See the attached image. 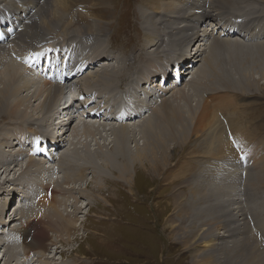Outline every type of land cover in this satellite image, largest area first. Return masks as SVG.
Here are the masks:
<instances>
[{
	"label": "rangeland",
	"instance_id": "1",
	"mask_svg": "<svg viewBox=\"0 0 264 264\" xmlns=\"http://www.w3.org/2000/svg\"><path fill=\"white\" fill-rule=\"evenodd\" d=\"M154 1H158L159 6H164L160 9L154 5ZM194 1L195 0H104V3L107 4L109 9L103 22L105 29L95 30L90 35L86 36L76 34L73 30L79 26L84 27L95 25L94 23L97 16L95 17L94 10H97V8H95L93 4L94 2H98V0H78L68 6L69 11L62 15V18H60V16L58 18L59 20L57 19L59 27L54 30L51 29L52 27L47 28L46 30L43 29L42 32H39L36 35L38 41L37 46H35L34 49L32 48L23 53L22 56L18 55L19 57L17 56L18 52H13L14 46L8 40L15 36L17 33L15 32L16 27H18V25H20L19 30L21 29V20H18V17L23 15V11L21 10H27V2L26 0L24 1L25 3L23 0H17L16 7H7L13 12L14 16L11 18L13 25L9 28V31L6 32L2 45L9 48L8 51L10 53V58L15 61L17 60L16 62L18 64L25 67V69L29 70L32 74L36 72L35 69L37 65L35 68H31L27 63L25 64V61L33 60L36 56H38L37 60L42 62V65L37 67L38 71H46L53 75H55V73H68V77L63 86L68 85L69 87H66L70 89L78 87L84 92H89L91 94V100L94 97L92 105L88 107V114H90L91 110H96L93 109L95 107V102L100 101L103 102L102 106L106 113H110L109 115H111L113 119H118L120 111L126 105L125 102L127 99L128 107L131 108V111H137L139 104H143L144 109L142 108L141 114H134V118H132L136 124H139L142 120L148 119V115L152 114L159 103L161 101L163 102L165 98H169L172 93L177 90L180 92L174 97L176 98V100H174L176 102H170V104H168L170 107L175 106V103L180 101L179 98L181 93V96L184 94L186 95L189 90V93H191L189 102H195L196 99L201 101L203 99L208 104H217L215 115L221 124L223 137L228 141L230 147H234V150L238 154L233 156L234 159L236 158L233 161V165H228L226 163L228 159L226 160L225 156L227 155L222 157H216L213 155L210 157L206 153L207 143L205 134L208 131H204V133L200 131L198 132V136L191 135L189 138L187 137L186 143H183V146L180 148H172L171 146L170 149L169 147L167 151L170 156V158L168 157V164L171 167L168 166L160 176L157 175L155 178V176L149 174L148 171H141V168L135 167L136 170L134 174L131 175L132 182L130 183V188L124 187L121 185V182H118L117 180V184L114 186L110 184L105 186L102 183L104 180H99L101 177H110L112 174L110 171L111 166L107 167L106 171L103 172L101 170L94 171L92 169H89V171L86 172L88 168H83L82 172L85 173L83 181L88 182L90 179L97 177L102 189L104 187L106 189L99 193L94 188V184L90 183L85 185V183L82 182L73 186L82 188L86 187L83 189V194H80V191L75 194V190H73L72 195L66 194L59 196V198L65 200L67 204L66 207L60 205H58V207L64 216H67L66 218L70 223L68 229L70 230H68V234H63L62 236L56 234V232L48 233V237L43 242L45 249L42 251L44 255H46L45 258L47 259L45 262L48 264H197L196 260L195 262L193 261V256L197 252H200V250L196 251L197 248L192 249L190 247H185L182 241L179 240V236L175 232L176 230L172 229V231H170L169 227H166L171 225L172 227L176 226L177 229L179 226L180 230H184V238L186 240H191L194 231L200 227V224L203 225L204 229H207V227L210 228L213 223V216L210 217V211L207 206L197 205L198 200L195 202L191 200L186 185V180L188 178L189 180H196V183L194 182L195 186L193 185L196 188H198L197 185L199 184L203 187L206 186L207 194H211L212 196L216 195V197L221 199V202H219L220 205L224 203V206L227 207L228 205L230 207H242V210H244L243 212L245 213L242 217H246L245 220L247 224H249L252 236L255 238L256 235L257 242L260 243L259 248L263 249H261V252L264 251V235L258 228L260 227L258 221L264 219V176L258 173H251L255 169L261 171L264 170V139L258 142L246 141L245 143L243 141L245 140L243 132H250L249 136L255 137V139L260 135H263L264 137V38L259 39L260 41H257L258 39L254 41V43L260 42L258 43L260 45L250 46V44H242V41H244L241 37L242 33L239 37L238 35H229L228 33H224V31L219 32L215 30L223 20L226 21V23L225 25L223 24V26H220L219 29L221 27L228 29L232 23V18H234L233 20H239V17H242L240 19L245 20V23L242 22L238 24L240 32H244L249 27L252 29L257 27V29L264 31V21L261 22V20L264 19V14L259 11L264 7V3L260 0H242L233 5L231 3L227 8L228 10L226 9L222 12L217 11L224 15L222 17L221 14L213 12V8L208 3L210 0H201L202 2ZM168 4H171L173 9H177L178 5L183 4L181 5L182 9L179 8L181 11L188 10V14L195 9V13L204 10L207 13L212 12V14L209 19L202 18L198 21L192 22L191 28L189 27L190 31L185 30L187 40L184 44L176 42L175 38L173 39L170 34L177 24L171 27L170 20L166 24H163L166 25V27L164 28V26H162L161 28L162 36H160V40L162 39V42L161 47H159L158 50L159 54L156 55L153 54L155 48L148 43L152 38L146 34V26L148 25L145 24V20L148 17H152L154 20L158 19V16L161 15L157 14L164 13V9L168 12ZM10 5L12 6V4ZM250 9H254V13ZM0 11H6L5 3H0ZM244 11L251 16H247L243 13ZM155 12L157 13L156 15H154ZM175 13L176 12H173V14H171L170 12L168 13V16L175 15ZM163 16H165V14H163ZM243 17L245 19H243ZM160 23L163 22L156 23L155 21L154 27L156 26L157 28ZM166 31H168L167 34H163ZM202 31L207 32L209 35L202 38L203 42L200 44L202 46H200V48L198 47L200 51L196 56L192 55V53L195 54V51L197 50L196 46L193 47L191 43L192 40H194L193 36L198 33L203 37L204 33L202 34ZM219 38L221 39L219 48L211 49V46L208 45L209 42L211 43L212 39ZM168 40H170L169 44H167ZM69 46L72 48L70 49ZM167 48H170L171 51H168ZM183 53L192 58L195 56L194 59L196 58V60L193 61V66L191 65L193 68L190 69L193 73L192 71L187 72L184 67H181L182 75L175 80L177 83L174 84L172 77H176L177 73H173V75L169 73L170 67L169 69L166 68V64L171 66L174 59H178L177 64H181L183 61V59H181ZM50 54H53V56H50ZM20 58H23V60H19ZM98 60L102 61L95 62ZM122 60L127 62L125 68L119 66V64L123 63ZM115 61L116 64H114ZM205 64L206 67L209 66L210 69L213 67V71L210 72V69L206 72L201 71V68ZM239 66H242V68L240 69ZM103 68L114 72V81L111 82L108 87L101 85V87H99L98 85L92 88H86L83 84L84 81L82 80L88 76L89 73H100ZM174 68L175 67H173L172 71H176ZM247 72L256 77L257 81L259 80V85H256L255 87L254 84L250 88L244 86L243 88L249 91H246L245 93H235L234 86L232 85L240 79V73H246L247 76ZM188 74H191V76ZM41 76L44 78V75ZM50 78L51 77L48 76L47 80H50ZM250 79H253V77H250ZM194 83H197V85L193 88L191 85ZM230 83H232V85H230ZM58 85L62 84L60 83ZM215 85H220L217 89L221 90H224L226 87V91H219L216 94H212L214 92L213 88L216 87ZM33 89L34 88H30L29 92L31 93ZM162 90L167 91L162 93ZM13 91L14 88L10 89V93ZM55 93L56 92L54 91L52 96ZM170 100H172V98H170ZM150 101L153 102V104H151ZM37 102H34L33 106H35ZM62 102H65V99ZM186 104L187 99L185 98V104H177L175 107L185 111ZM194 107L195 105L192 108ZM53 108L55 111L56 104L54 102ZM97 111L101 118L105 117L104 115H106V113L104 114V112H101L100 110ZM138 112L139 111H137V113ZM157 112L159 113L153 120L154 123L157 119H161L167 113L171 115L169 107L168 109L165 107L163 109L158 108ZM34 114L41 117L40 112ZM10 115L3 117L1 120L0 132L6 128L5 133L9 135L8 140H10L11 137L15 138L13 139L15 144H18V140H20L24 143V146H27L28 148L25 149L26 154L20 156L15 155V159L19 162L15 168L19 171H21V168L27 171L26 159L29 158L41 162L44 161L46 163H44V166L49 168L51 162L44 158L45 155L39 156L38 153V155H36L30 147L36 142L41 143L45 138L54 137L55 135L53 136V134L55 132L53 133V131L56 130L48 131L50 133L46 134L48 135L47 137L43 136L45 137L44 140L40 138L37 139L34 134L25 131L23 128L12 129L11 126H5L4 120L10 117ZM51 117H53V119L55 118L53 113L51 114ZM84 117H81L80 121H83ZM58 122L64 123V119L60 116V118H57L52 124ZM134 122L128 121L127 123L128 125H133ZM76 123L77 122H75V124ZM109 123H111V121H109ZM114 124H116L115 126L118 125L117 123ZM157 124H164V122L159 120ZM229 124L231 126H229ZM23 126L31 127V129L35 128V131L38 130L33 124L29 125L23 123ZM72 127H75V125L70 128ZM132 128L134 127L132 126ZM160 129L166 130V127H161ZM149 130L147 132L149 137H151L152 134ZM37 132L42 135L44 134L40 129ZM66 136L69 141H65L67 145L63 151L69 153L77 147L75 150L80 153L82 158L92 156L89 151L87 153V148H85L86 142L91 140L88 136H85L83 132H80L77 138L70 136L69 132ZM106 139L110 140L112 137H106ZM144 140L146 141V138H144ZM7 142L8 141L0 142V153H7L6 148L11 147ZM70 142L72 144H70ZM100 142L103 144V141ZM259 142L261 143L259 144ZM89 144L90 151H95V145L90 142ZM241 144L246 145L247 148L245 149V152H242V154L239 155V148H237V146ZM131 147H133V145ZM105 150L107 151V149ZM128 150L130 149L128 148ZM48 153L52 154L50 160L56 163V159L60 157V152H56V150L50 148ZM7 154L11 155L9 152ZM260 160L261 162H259ZM20 164L22 167H20ZM234 167L235 172L232 171L227 176V172ZM23 169L22 171H24ZM54 170V182H56L57 178L59 179L61 175L58 174L56 167H54ZM200 170L202 172L207 171L210 175L216 178L217 181H211L212 183H210L214 190L207 186L209 182L203 180L204 178L200 175V177L197 175V172L199 174ZM18 172L16 171V178H12L14 176V173L12 172L9 174L8 179H5L7 175H2L0 179V202L5 201V203H9L8 205L10 207L7 208L5 213H2L1 216L5 218L6 215L5 219H12L13 217L11 214L13 210L17 209V217L21 218V215L19 214L24 211L29 212L28 209H30V211L32 210V214H34V216L36 215L34 221H37L41 216L38 208L39 205H41V198L44 197L43 190L38 187L37 191H35L33 187L30 190L31 195L24 199V201H26L24 203L21 195H27V188H25L27 184L24 180L28 179L29 176L25 175L24 177L18 178ZM104 173H109L110 175L108 174V176L106 174L107 176H104ZM48 174L50 177L49 180H51L53 174L51 171ZM233 176L234 178L231 179ZM196 178L199 181H197ZM15 179L18 180L16 183ZM227 179H235L231 185L233 187L231 193H228V187L230 186L227 185ZM45 183L46 182H43V184ZM64 186L66 185H62V187ZM254 186L256 188H254ZM215 187L219 190V193L215 191ZM250 187H253L254 189H251ZM20 190L22 193H20ZM179 191L184 193V200L191 206L189 210L192 211L195 208L193 210L195 214H191L192 216L188 215L189 217L185 221H179L176 214L173 212L175 208L173 200L176 198ZM19 193L20 195H18ZM59 193L63 194L66 193V191L61 189ZM74 198H76V200ZM101 198H105L104 203L101 201ZM223 198L225 200H223ZM20 201L21 204H23L20 207H17ZM13 202L15 203L14 206H12ZM51 202L52 201L48 200L42 206L49 208ZM252 204H254V208ZM220 205L216 204L215 206L219 207ZM196 211L200 212L197 213ZM186 214H188V210L186 211ZM255 214H259L258 216H261L262 214L263 218L259 217L257 221ZM34 216L32 215L28 217L29 224L33 221ZM25 219L26 218H21V220L15 219L10 225H0L2 233L8 232L10 234L11 231L15 232L19 230L21 225H24V222L27 220ZM63 227L67 228L64 225ZM258 231H260L261 234ZM11 234L10 236L13 238L15 237V240L12 239L14 242L16 241V244H14L17 250L21 252V255L18 257L19 262L21 263L23 262L22 252H24L23 247H21L22 244L17 241L18 238H16V235ZM3 235L4 234H0V241L3 240ZM9 244L10 243H6L3 246L8 248ZM1 246L2 245H0V247ZM2 252L3 249H0V256ZM31 254L32 252L30 255ZM219 261H222V259H219ZM0 264H2V262ZM35 264H37V262Z\"/></svg>",
	"mask_w": 264,
	"mask_h": 264
},
{
	"label": "bare ground",
	"instance_id": "2",
	"mask_svg": "<svg viewBox=\"0 0 264 264\" xmlns=\"http://www.w3.org/2000/svg\"><path fill=\"white\" fill-rule=\"evenodd\" d=\"M24 1L25 0H23V2ZM76 1L78 0H26L27 10L26 11L21 10L23 11V15L18 17V20H21L20 22V24L22 25L21 29L19 30L20 25H18L15 31L17 33L15 34L13 38L8 40L14 46L13 52L14 53L18 52L17 56L18 55L22 56V54L27 52L28 50L32 48L34 49V47L37 46V42H38L36 39V35L39 32H42L43 29L46 30L47 28L52 27L51 29L54 30L55 28L59 27L58 18L60 16H61L60 18H62L63 17L62 15H64L65 13L69 11L68 6L72 5ZM195 1L200 2L201 0H195ZM238 1H242V0H230V1L229 0H210L208 1V3L213 8L214 13L222 15V13L220 12L226 10L229 4L232 3L233 5L237 3ZM260 1L264 3V0H260ZM16 2L17 0H10V1L4 0L0 2V3H5V7H6L5 12L0 11V123L2 122L1 120L3 119V117L11 114L10 117L4 120L5 126L6 125L11 126L12 129L23 128L25 131L31 132L32 134H34V136L37 139L40 138L43 140L45 137L48 136L46 134L50 133L48 131L56 130V131H53V133L55 132L53 136L55 135L56 139L58 140L59 145L57 148H54V150H56V152H60V157L57 158L56 163H54V161L50 160V157L52 156V154L48 153V150L51 147L46 149L45 146L41 147L42 145L40 142H36L33 146L31 145L30 148L32 149L34 153H36V155L38 154L39 156L45 155L44 158L48 160L49 162H51V166H50L51 169L50 167L46 168L44 166V163H45L44 161L41 162L39 160L29 158V159H26L27 161L26 170L27 171H25L23 168H21L20 169L21 171H19L17 168H15V166L18 165L17 163H19L18 160H16L15 158L16 156L26 154L25 149H28V148L27 146H24V143H22L20 140H18V144H15L13 142V139L15 138L11 137L10 140H8L9 135L5 133L6 128L2 132H0V142L8 141L7 144L11 146L10 148H6L7 153L9 152L11 153V155L7 153H0V179L2 175L4 176L7 175L5 179H8L9 174L12 172L14 173V176L12 178H16L15 177L16 171L17 172L19 171L18 172L19 175H17L18 178L24 177L25 175L29 176L28 179L24 180V182L27 184V186L25 187L27 188L26 190L27 195L25 196L21 195L23 198V201L26 197H29L31 195L30 190L33 187L35 191H37L38 187L42 188L43 196H44L41 198L42 199L40 200L41 205H39V208H38V211L41 213L40 218L37 221H34V219H36V215L34 216V214H32L31 212L32 210L30 211V209H28L29 212L24 211L23 213L19 214L21 215V218L27 219V220L25 219L26 221L24 222V225H21L19 230L15 232L11 231L12 234L10 233L11 235H16L17 236L16 238H18L17 241H19L22 244L21 247H23V250H24V252H22L23 262L20 263L18 259V257L21 255V252L18 251L15 246L16 244V241L14 242L15 237L13 238L12 236H10L8 232L2 233V228H0V234H4L3 240L0 241V245H2L0 249H3V252L0 256V263L2 262V264H23V263L24 264H35L37 262V264H48L47 262H45V260L47 259L45 258L46 255H44V253L42 252L45 249V245L43 242L48 237V233L56 232V234H59L62 236L63 234L64 235L68 234L69 233L68 230H70L68 229L70 226V223L68 222L66 218L67 216H64V214L59 210V207H58V205L66 207L67 204H66V201L60 199L59 196L66 195V194L72 195L73 190H75V194L79 193V191H80V194H83L84 193L83 189H85L86 187L82 188V187L73 186V185H76L77 183H82V182H84L85 185L90 184V183L94 184V188L99 193H101L103 192L102 190L106 188L104 187L102 189L101 184H99V180L100 181L104 180V182L102 183L105 186H107V184L114 186L115 184H117L116 182L117 180L118 182H121V185H123L124 187L130 188V183L132 182L131 175L134 174L136 170L135 167L141 168L140 169L141 171H148L149 174L155 176L156 178L157 175L160 176L162 172H164L168 168V166H170L168 164V160L170 156L168 155V152H167L169 147L170 149H171V146L172 148H180L181 146H183V143H186L187 137L189 138V136L191 135L198 136V132L200 131L202 133H204V131H208L205 134L206 143H207V148H206L207 155H209L210 157L213 155H215L216 157H222V156L227 155L225 156L226 160L228 159L226 163L228 165H233V161L236 159V158L234 159L233 156L238 155V154L234 150V147H230V145H228V141H226V139L223 137V134H222L223 131L221 132V124L215 115L217 104L216 103H213L214 105L208 104L203 99L201 101L196 99L195 102H189L190 94H191L189 93V90L187 91L186 95L184 94L183 96H181L182 94L181 93L180 98H179L180 101L178 103H175V106L177 104H185V98H186L187 104L185 105L186 107L185 111L180 110L179 108H176L175 106L170 107L168 105L170 104V102H176L174 101L176 100V98L174 97L178 93H180L177 90L176 92L172 93L169 96V98H165L163 102L161 101L159 105L154 109L152 114L148 115V119L142 120L141 122H139V124H136V122H134L132 118H134V114L136 115L141 114L142 108L144 109L143 104H139L137 108V111H139L138 112L139 114L137 113V111H131V114L129 115L121 116V118H124L126 120H124L123 122H119L117 121L118 120L117 118H116L117 120L113 119L111 115H109L110 113L109 114L106 113V111L103 109V106H102L103 102H100V101L95 102V107L93 109H96V110H91L90 114H88L87 113L88 107L92 105L91 94L89 92L87 93L84 91L82 92L88 96L87 98V100L89 101L88 106L84 109L83 105L85 102L81 105L82 108L81 110H79L81 111L80 115L77 113L78 111H72L74 108H71V107L73 106H66V102H62L64 100V95H66V93L68 92L67 91L68 87L63 86L65 84V80L68 77V73H62L59 79H56L55 77L56 75H58V73H55V75H53V74H49V72H46V71L45 72L39 71L40 75H38L36 72L32 74L31 72H29V70L25 69V67L18 64L16 62L17 60L16 61L14 59L12 60L10 58V53L8 51L9 48H6V46L2 45V43L4 42L6 32L9 31V28H11L13 25V21L11 20V18L14 15H13V12H11L8 8L16 7ZM153 3L156 7L160 9L164 6V5L159 6L158 1H154ZM10 4H12V6ZM181 5H178L177 9L176 8L173 9L172 5L168 4V7H169L168 12L164 9L165 11L164 13H159V14H157L156 12L154 13V15L156 14L161 15V16H158V19L154 20L152 17H148L145 20V24L148 25L146 26V34L150 38H152V40L148 41V43L149 45H153L152 47L155 48L153 51V54H156V55L159 54L158 50H159V47H161V42H162V39L160 40V36H162L161 28L162 26H164L165 28L166 25H163V24H166L169 20L171 22V25H170L171 27L177 24V26L174 28L172 33H170L172 38L173 39L175 38L176 42L180 44H184L187 40L185 30L190 31L189 27L191 28L193 21H198L202 18L204 19L211 18L212 12L207 13L204 10H200L199 12L197 11V13H195L196 11L195 9L191 13L188 14V10L187 11L180 10V8L182 7ZM93 6L97 8V10L96 9L94 10L95 17L97 16L96 21L94 23L95 25L76 27L73 30L74 33L87 36V35H90L92 32H94L95 30L105 29L103 22H104L105 16L109 12L107 4L104 3V0H98V2H94ZM250 10L252 12L254 11V9H250ZM217 11H220V12H217ZM259 11H261V13L264 14V7ZM170 12L171 14H173V12H176L177 14L175 13V15L168 16V13ZM243 13H245V11ZM163 14H165V16H163ZM245 14L247 16H251L248 13H245ZM223 16L224 15H222V17ZM155 21L156 23L158 22H163V23H160V25L157 26L156 28V26L154 27ZM263 21L264 19L261 20V22ZM243 22L245 23V20ZM225 23L226 21H224V25ZM167 32L168 31L164 32L163 34H167ZM203 33H204L203 37L202 35L198 33L193 36L194 40H192L191 43L193 47L196 46V49H197L196 54L200 51L198 47L200 48V46H202L200 45L203 42L202 38L209 35L205 31H202V34ZM243 33L250 35V39H255V41L257 39H258L257 41H260L259 39L264 38V31L257 29V27L255 29H252L249 27ZM225 36H228V35H225ZM219 39H212L211 43L209 42L208 45L211 46V49L219 48V45L221 44V39L220 40ZM169 43H170V40L167 41V44ZM258 43L260 42H256V43L253 42V46L260 45ZM250 46L252 45L250 44ZM167 49L168 51H171L170 48H167ZM37 57L38 56H36L33 60H26L25 64L27 63V65H29L31 68H35L36 65H37L36 68L39 67L40 65H42V62L37 60ZM19 60L22 61L23 58H20ZM195 60L196 58L190 59V63L193 64L194 63L193 61ZM99 61H102V60H98L95 62H99ZM126 63L127 62L123 61V63L119 64V66L121 68H125ZM114 64H116V61L114 62ZM177 65H180V64H177ZM192 68L193 67L191 68L188 67V70ZM212 68L213 67H211L210 69L209 66L206 67V64H205L201 68V71L206 72V71H209L210 69V72H211L213 71ZM239 68L241 69L242 66H239ZM181 70L182 69L180 68L177 73V76L179 75L177 78H180V75H182ZM41 75H44V78ZM48 76L51 77L50 80H47ZM114 77H115V74L113 71L103 68L100 73L98 72L89 73V75L86 76L82 81H84L83 84L84 86H86V88L87 87L92 88L98 85L99 87L101 86L108 87L110 83L114 81ZM250 77H253V79H250ZM239 80L235 82V84L233 85L232 83H230V85L234 86L235 93L237 92L245 93L246 91H249L243 88L244 86H247L250 88L254 84H255V87L256 85H259V80L257 81L256 77L250 75L248 72H247V76H246V73H240ZM59 81H62L63 84L58 85L60 84V83H57ZM82 81H79V82H82ZM195 85H197V83H194L191 86H193L194 88ZM56 87H57V90H56ZM218 87H220V85L214 88L212 87L214 91L212 94H216L219 91H226L225 90L226 87L224 90L217 89ZM12 88H14V91L10 93V89ZM30 88H34L31 93L29 92ZM23 90L27 92H24ZM54 91L56 93L53 94L52 96V93ZM165 91L167 90H162L161 92L165 93ZM170 98H172V100H170ZM34 102H37L35 106H33ZM53 102L56 104L55 111L53 108ZM150 103L153 104V102L151 101ZM50 105H51V109H50ZM194 105L195 107L192 108ZM164 107L166 109H168L169 107L171 111V115L167 113L161 119H157L156 122L154 123L153 120L155 119L156 115L159 113L157 112V109L158 108L163 109ZM97 110L104 112V114L106 113V115H104L105 117L101 118ZM37 112H40L41 117L36 116L34 114ZM52 113H53V116H55L54 119L53 117H51ZM60 116L61 118L64 119V123L58 122V123L52 124L53 122H55L57 118H60ZM81 117H84L83 121H80ZM130 120L134 122L133 125H128L127 122L128 121L131 122ZM159 120H162L164 124H157ZM109 121H111L112 124L109 123ZM20 122L27 123L29 125L33 124L34 127H36L38 130L40 129L41 131H43L44 134L42 135L41 133L37 132L38 130L35 131V128L31 129V127L29 128L28 126H23V123H20ZM75 122L77 123L75 124ZM114 123H117L118 125L115 126L116 124ZM74 125L75 127L70 128L71 126H74ZM132 126L134 128H132ZM229 126L231 125L229 124ZM161 127H166V130L160 129ZM148 130L151 131V134H152L151 137H149L148 135V132H147ZM68 132H69V135L72 136L73 138H77L80 132H83L85 136H88V138L91 140L89 142L93 143L96 148L95 151H90V148H89L90 144L89 142H86L85 148H87V153L89 151L92 156L82 158L80 156V153H78V151L75 150L77 147L74 150L70 151L69 153H67L66 151H63L67 145L65 141L67 142L69 141L66 136ZM249 133L243 132V136L245 138V140L243 141L245 143L246 141L247 142H258L264 139L263 135H260L257 139H255V137L249 136ZM254 136H258V135H254ZM106 137H112V139L107 140ZM137 138L139 141L137 140ZM144 138H146V141L144 140ZM100 141H103V144ZM260 143L261 142H259V144ZM46 144L48 145L51 143L49 142ZM70 144L72 143L70 142ZM259 144H256V145H259ZM132 145L133 147H131ZM104 148L107 149V151ZM128 148L130 150H128ZM237 148H239L238 150H239V155H240L242 154V152H245V149L247 148V146L244 144H241V145H238ZM12 157L14 158V160ZM261 160L259 162H261ZM109 166H111L110 171L112 173L111 175L108 173L110 177H101L99 178V180H97L98 179L97 177H94L90 179L88 182L83 181L84 179L83 177H85V173L82 172L83 168H88L86 172L89 171V169H92L94 171L101 170L103 172V171H106V168ZM20 167H22L21 164H20ZM54 167H56L58 174L61 175L59 179L57 178L56 182H54V173H55ZM235 167L227 172V176L232 171L235 172ZM22 169L24 171H22ZM50 171L53 174V177L51 176L52 177L51 180H49L50 177L48 174L50 173ZM200 172L199 174L197 172V175L198 176L200 175L201 177L204 178L203 180L209 182L207 186L211 187L214 190L213 186L210 183H212L211 181H217L216 178L210 175L209 172L207 171L202 172L200 170ZM251 173L252 174L258 173L264 176V170L261 171V170L255 169ZM106 174L104 173V176L108 175ZM197 175H194V176H197ZM233 178L234 176L231 179ZM17 179H15V183L16 181H18ZM94 179H95V182H94ZM231 179H227L226 181L227 185L230 186L228 187L229 189L228 193H231V191H233L232 189L233 187L231 185L235 179L234 180H231ZM186 181H187L186 185L189 191V195L191 196V200L193 202L198 200V203L196 202L197 205L207 206L208 210L210 211V212L208 211L210 213V217L213 216L212 218L213 223L210 226V228L207 227L209 232L207 231V229L203 228L202 224H200V227L194 231V234L191 240H186L184 238L185 236L184 230H180L178 225H177L178 226L177 229H176V226L172 227L171 225H168L166 227L167 228L169 227L170 231H172V229L176 230L175 232L179 236V240L182 241L185 247H190L192 249L197 248L196 251L200 250V252H197L196 254H194L193 261L195 262L196 260L197 264H264V251L261 252L262 248L261 249L259 248L260 243L257 242L256 235H255V238L252 236L251 229H249V224H247L245 220L246 217H242L245 214L243 212L244 210H242V207H237V206L230 207L229 205L227 207V206H224V203L220 205L219 202H221V199H219V197H216V195L212 196L211 194H207L206 186L203 187V186H200L199 184L197 185L198 188H196L194 187L196 183L195 179L193 181L192 179L189 180L188 178ZM197 181L199 180L197 179ZM43 182H46V183L43 184ZM62 185H66V186L62 187ZM190 187L194 189H191ZM250 188L254 189L256 187L254 186V188L253 187H250ZM61 189H64L66 193L60 194L59 192ZM22 191L20 193H22ZM215 191L219 193V190L216 189V187H215ZM20 193L18 195H20ZM14 194H17V193H14ZM74 199L76 200V198ZM184 199H185L184 193H181L179 191V193L176 195V198L173 200V204L175 205L173 212L176 214V217L179 221H185L186 219H188V217L191 214L192 215L193 213L195 214V212L193 211L195 208L194 209L192 208L193 209L192 211L189 210L191 206L188 205V202L185 201ZM48 200L52 201L51 204L49 205V208L43 207L42 205L45 204L46 201ZM104 200L105 198H101V201L103 203H104ZM223 200L225 199L223 198ZM25 202L26 201H24V203ZM8 204L5 203V201L0 202V225H3V226L10 225L11 223H13L15 219L21 220V218L17 217V209L13 210L11 214V216L13 217L12 219L9 218L7 220L5 219L6 215H5V218L1 216L2 213L3 214L5 213V210H7V208H10ZM14 204L15 203L13 202L12 206H14ZM22 204L20 201L17 207L18 206L20 207ZM216 204L220 206L216 207L215 206ZM252 205L254 208V204ZM187 210H188V214H186ZM196 212L198 213L200 211H196ZM262 214L261 216H258L259 214L257 215L255 214V216L257 217V221L259 217L263 218ZM32 215L34 216V218H33V221L29 224L28 217ZM258 224L260 226L258 227L259 230L264 235V219H262L261 221H258ZM63 225L66 226L67 228L63 227ZM260 231L258 232L260 233ZM6 243H10L8 245V248H5V246H3ZM31 252L32 254L30 255ZM219 259H222V261H219Z\"/></svg>",
	"mask_w": 264,
	"mask_h": 264
},
{
	"label": "clouds",
	"instance_id": "3",
	"mask_svg": "<svg viewBox=\"0 0 264 264\" xmlns=\"http://www.w3.org/2000/svg\"><path fill=\"white\" fill-rule=\"evenodd\" d=\"M215 30H217V31H219V32L221 31V30L218 28V26L215 28ZM221 32H222V31H221ZM243 43H245V42L243 41L242 44H243ZM244 45H245V44H244ZM251 45H253V42H251ZM193 51H194V49H193ZM195 52H196V51H195ZM195 55H196V54H195ZM190 64H191V63H190Z\"/></svg>",
	"mask_w": 264,
	"mask_h": 264
}]
</instances>
